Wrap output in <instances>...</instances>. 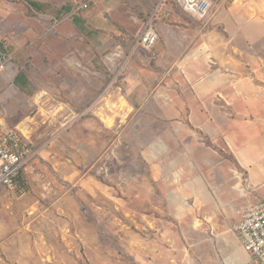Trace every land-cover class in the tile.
<instances>
[{
  "label": "rangeland",
  "instance_id": "obj_1",
  "mask_svg": "<svg viewBox=\"0 0 264 264\" xmlns=\"http://www.w3.org/2000/svg\"><path fill=\"white\" fill-rule=\"evenodd\" d=\"M168 1L173 0H92L93 6L118 4L113 11L118 25L110 28L109 16L99 26L103 30L91 27L85 37L62 41L72 35L66 28L71 21L59 25L42 13L31 17L20 0H0L5 124H23L39 150L36 172L25 173L34 178L28 180L30 197L44 206L60 197L65 212L56 215V205L29 219L10 215L0 231V264H7L4 258L10 264H208L215 252L209 245L233 237L229 228L236 224L227 218L226 201L224 210L213 191L206 198L205 175L212 169L197 170L184 148L180 157L163 154L162 139L156 148L159 133L179 129L174 118L179 106L172 99L181 82L172 69L159 72L148 52L153 49L145 50L139 38L151 21L159 32L161 4ZM171 4L186 26H193V19ZM90 5L72 15L92 10ZM79 46L85 51L76 58ZM19 73L16 85L26 83V92L15 87ZM144 95L149 100L143 104ZM205 150L202 157L213 156ZM220 156L208 160L215 161L213 169L222 170ZM232 170L226 167L225 175ZM233 182V188L240 183ZM13 194L21 193L1 188L0 217ZM23 222L25 228H18ZM216 253L223 263L221 251Z\"/></svg>",
  "mask_w": 264,
  "mask_h": 264
},
{
  "label": "crops",
  "instance_id": "obj_2",
  "mask_svg": "<svg viewBox=\"0 0 264 264\" xmlns=\"http://www.w3.org/2000/svg\"><path fill=\"white\" fill-rule=\"evenodd\" d=\"M20 1L27 5L31 17L42 13L48 17L47 21H59V25L71 21L66 28L72 35H63L62 41L75 36L85 37L91 27L92 30H103L99 26L109 16L111 20L107 25L110 28L118 25L115 19L119 17H113V11L119 9L118 4L107 8L97 4L93 6V3L90 5L92 0L64 5L58 0ZM81 3L87 4L88 7L93 6L92 10L86 9V12L78 17L72 15L73 10L80 11ZM181 10L193 19V26H186L179 14L171 6L168 7L167 13L162 16L164 22L159 29L157 45L161 44V47L158 49L156 45L152 51H148L152 62L157 63L159 72L172 69L177 76L175 80L179 79L181 82L180 87H177L179 93L175 90L172 99L174 104L179 106L174 115L179 129L173 133L169 130L159 133L156 148H160L162 139L163 154L180 157L184 148L191 154L189 159L197 170L212 169L206 170L205 178H209L206 198L209 196L208 190L213 191L221 206L224 205V210L226 201L229 213L227 218L236 225L233 229L229 228L233 234L231 240L209 245V250L215 251L211 254V264H250L251 258L243 248L236 227L239 223L238 212L264 198V0H214L210 16L203 21L186 14L182 7ZM53 14L58 19L53 17ZM122 14L127 15L126 12ZM70 15L71 20L68 18ZM3 32L0 27V35ZM112 32L115 37L119 36V31L113 29ZM83 50L85 51V48ZM83 50L81 46L77 47L76 58L80 57ZM70 52L71 49L63 54L67 56ZM16 78L17 76L14 84ZM17 88L26 92L25 86ZM147 98L144 95L143 104L149 100ZM0 111L5 115L1 117L5 124L6 111L1 105ZM162 116L165 119L166 116ZM5 126L19 131L27 139V143L35 147L25 134L23 124L12 128L6 124ZM170 148L172 150H169ZM205 149L212 152L213 156L202 157L201 153ZM217 155H221L220 159L224 160L221 163L222 170L213 169L215 161H208L217 158ZM227 164L233 169L231 175H225ZM174 165L178 166V169L182 167L181 164ZM233 176L235 178H232ZM234 179L240 183L233 188ZM30 193L6 197L7 212L0 217V231L6 230L10 215L21 213L29 219V214H39L64 201L57 197L51 205L44 206L40 199L30 197ZM61 207L58 206L53 212L63 216L65 212ZM24 226L23 222L18 228L23 229ZM6 235L10 233L1 236ZM23 237L24 235L22 239ZM15 238L17 241L18 237ZM24 246L23 244L22 247ZM1 247L0 245V253L4 249ZM216 250L221 251L223 263H219L217 257L213 256H218ZM3 262L10 264L12 261L4 258Z\"/></svg>",
  "mask_w": 264,
  "mask_h": 264
},
{
  "label": "built area",
  "instance_id": "obj_3",
  "mask_svg": "<svg viewBox=\"0 0 264 264\" xmlns=\"http://www.w3.org/2000/svg\"><path fill=\"white\" fill-rule=\"evenodd\" d=\"M165 1L163 0V3ZM174 1L183 8L186 14L200 21L207 19L213 8L212 0ZM82 8H87V4L81 5L79 10ZM158 41L159 32L151 21L141 33L139 44L144 49L150 50L156 46ZM6 65V57L0 56V74L5 70ZM2 115L0 111V191L2 187L14 191L19 173L36 172L39 150L28 144L27 139L19 131L7 128L2 121ZM238 217L239 223L236 231L244 250L251 258L250 264H264V198L240 210Z\"/></svg>",
  "mask_w": 264,
  "mask_h": 264
},
{
  "label": "trees",
  "instance_id": "obj_4",
  "mask_svg": "<svg viewBox=\"0 0 264 264\" xmlns=\"http://www.w3.org/2000/svg\"><path fill=\"white\" fill-rule=\"evenodd\" d=\"M171 3H173L174 5L177 6V4L174 1H172V2L168 1L167 3H165L163 5V8H162V16H164V14L167 13L168 7L171 6L174 9L175 6H173ZM22 74L23 73H19V75H17L16 81H15V85L18 83V80H19V78L21 77ZM26 85H27L26 83H23V84L21 83L20 85H16V86L19 87V88L20 87L22 88V87H24ZM28 180H29V177L23 172L19 173V175L17 176V178H16V190L20 191V193H21L20 195H22L23 193H28L31 190L29 188V186H28V184H29ZM23 190H25V191L21 192Z\"/></svg>",
  "mask_w": 264,
  "mask_h": 264
},
{
  "label": "bare ground",
  "instance_id": "obj_5",
  "mask_svg": "<svg viewBox=\"0 0 264 264\" xmlns=\"http://www.w3.org/2000/svg\"><path fill=\"white\" fill-rule=\"evenodd\" d=\"M118 98H119V97H118ZM107 102H108V100H107ZM109 103H110V102H109ZM118 106H119V105H118ZM121 106H122V104H121ZM110 108H111V107H110ZM110 108H109V109H110ZM98 114H99V113H98ZM104 114H105V113H104ZM101 115H102V114H101ZM113 116H114V115H113ZM113 116H112V117H113ZM107 117H108V116H107ZM112 117H111V118H112ZM111 121H113V119H112ZM111 123H112V122H111Z\"/></svg>",
  "mask_w": 264,
  "mask_h": 264
}]
</instances>
